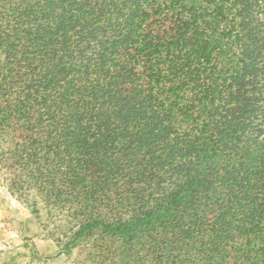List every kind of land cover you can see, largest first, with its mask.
<instances>
[{
	"label": "trees",
	"instance_id": "16d2710c",
	"mask_svg": "<svg viewBox=\"0 0 264 264\" xmlns=\"http://www.w3.org/2000/svg\"><path fill=\"white\" fill-rule=\"evenodd\" d=\"M0 182L82 264H264V0H0Z\"/></svg>",
	"mask_w": 264,
	"mask_h": 264
},
{
	"label": "rangeland",
	"instance_id": "374dc122",
	"mask_svg": "<svg viewBox=\"0 0 264 264\" xmlns=\"http://www.w3.org/2000/svg\"><path fill=\"white\" fill-rule=\"evenodd\" d=\"M27 218V219H26ZM0 247L9 254L1 256L0 264H82L77 251L70 255H59L58 248L47 231L41 227L28 209L12 198L1 186L0 182ZM17 233L22 243L13 244L4 242L3 230ZM8 232V231H7ZM12 234V233H11ZM15 237V236H14ZM17 237H15L16 240ZM10 239V238H9ZM34 239L48 242V247L41 248L40 243L35 244ZM13 240V238H11ZM10 243V244H9ZM42 250V251H41Z\"/></svg>",
	"mask_w": 264,
	"mask_h": 264
},
{
	"label": "crops",
	"instance_id": "0c3cea01",
	"mask_svg": "<svg viewBox=\"0 0 264 264\" xmlns=\"http://www.w3.org/2000/svg\"><path fill=\"white\" fill-rule=\"evenodd\" d=\"M27 219V218H26ZM0 226H2V224H0ZM8 231V232H7ZM3 232H4V235L3 236H5V238H4V242L6 243V242H8L9 240V242L10 243H13V244H17V243H22V237L21 236H19L17 233H15V232H12V231H9L8 229L7 230H3ZM12 233V234H11ZM17 237L16 238V240H15V237ZM10 238V239H9ZM11 238H13V240H11ZM22 238V239H21ZM34 241H35V244H36V246H38L37 245V242H39L40 243V246H41V248H43V247H48L49 246V244H48V242H46V241H44V240H42V239H34ZM9 243V244H10ZM1 245V244H0ZM0 249H1V247H0ZM42 251V250H41ZM5 254H9L8 252H6V251H2V250H0V259H1V256H5ZM1 263V262H0Z\"/></svg>",
	"mask_w": 264,
	"mask_h": 264
}]
</instances>
